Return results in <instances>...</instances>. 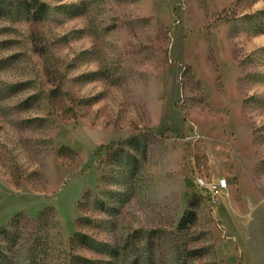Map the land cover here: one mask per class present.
I'll return each instance as SVG.
<instances>
[{
  "label": "rangeland",
  "instance_id": "obj_1",
  "mask_svg": "<svg viewBox=\"0 0 264 264\" xmlns=\"http://www.w3.org/2000/svg\"><path fill=\"white\" fill-rule=\"evenodd\" d=\"M0 264H264V0H0Z\"/></svg>",
  "mask_w": 264,
  "mask_h": 264
},
{
  "label": "built area",
  "instance_id": "obj_2",
  "mask_svg": "<svg viewBox=\"0 0 264 264\" xmlns=\"http://www.w3.org/2000/svg\"><path fill=\"white\" fill-rule=\"evenodd\" d=\"M197 184L201 190L209 197H214L216 193L222 191L226 187V179L220 178L217 181L205 180L203 178L197 179Z\"/></svg>",
  "mask_w": 264,
  "mask_h": 264
},
{
  "label": "trees",
  "instance_id": "obj_3",
  "mask_svg": "<svg viewBox=\"0 0 264 264\" xmlns=\"http://www.w3.org/2000/svg\"><path fill=\"white\" fill-rule=\"evenodd\" d=\"M115 142H118V141H112V142H110V143L107 144V145H102V146L100 147V149H110L111 146H112V144H114Z\"/></svg>",
  "mask_w": 264,
  "mask_h": 264
}]
</instances>
